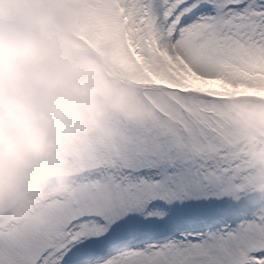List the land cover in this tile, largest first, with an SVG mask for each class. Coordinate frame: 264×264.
<instances>
[{"label":"snow or ice","instance_id":"snow-or-ice-1","mask_svg":"<svg viewBox=\"0 0 264 264\" xmlns=\"http://www.w3.org/2000/svg\"><path fill=\"white\" fill-rule=\"evenodd\" d=\"M46 7L70 26L106 37L123 54L166 53L197 79L245 89L249 100L264 105V95H257L264 85V0H46ZM126 79L163 109L161 125H178L215 149L211 159L193 158L200 206L167 207L191 195L175 190L170 179L125 186L103 177L107 161L126 153L162 169H174L187 155L170 139L137 132L145 138L98 149L72 175L70 187L50 195L29 221H0V264H264V169L233 157L232 126L221 107L228 97L195 85L159 88L132 72ZM133 197L138 206H128ZM117 206L120 215L140 211L149 218L121 226L112 212ZM177 226L199 230V241L141 242Z\"/></svg>","mask_w":264,"mask_h":264},{"label":"clouds","instance_id":"clouds-1","mask_svg":"<svg viewBox=\"0 0 264 264\" xmlns=\"http://www.w3.org/2000/svg\"><path fill=\"white\" fill-rule=\"evenodd\" d=\"M124 55L134 70L78 46L46 0H0V218L25 219L46 188H67L72 163L115 136L113 112L136 118L125 111L128 72L159 88H208L225 104L249 100L166 53ZM242 153L264 168V146L249 140Z\"/></svg>","mask_w":264,"mask_h":264},{"label":"rangeland","instance_id":"rangeland-1","mask_svg":"<svg viewBox=\"0 0 264 264\" xmlns=\"http://www.w3.org/2000/svg\"><path fill=\"white\" fill-rule=\"evenodd\" d=\"M58 20L78 46L89 49L101 57L110 55L113 59L119 60L121 64L125 65L129 71L134 70L125 55L109 45L106 37L92 35L85 30L76 29L64 21ZM129 84L125 91V111L135 113L136 118L129 119L120 113L113 112L110 117V128L115 133V136L111 139L105 138L101 142H98L94 150L87 153L82 160L77 163H72L69 170L70 181L72 175L83 167L98 149L115 150L121 145L130 144L137 139L145 138L143 136L138 137L135 133L151 131L154 137L172 140L175 151L187 154L179 156L174 169L154 168L137 155L126 153L120 158L107 161L109 166L102 173L103 177L109 181L124 184L125 186L130 182H135L140 179H170L175 190L180 193H190L191 195L183 200H174L171 205H167L166 201H153L150 203L165 204L169 208L184 207L196 209L200 206V202L195 195L199 188V168L193 158L207 157L211 159L216 154L215 149L210 145L201 144L194 139L188 138L187 131L181 129L178 125H161V113L163 109L151 101L146 102L137 88ZM257 95H264V92L257 93ZM221 107L231 122L232 131L228 137V147L234 158L240 159L244 157L242 149L245 148L249 140L264 146V105L251 100H245L224 104ZM119 118H121L120 122ZM112 122L115 123V126L111 124ZM256 167L260 168L258 166ZM69 187L70 184L65 189H59L56 185H52L45 189V198L39 202L38 206L33 209L28 217L22 220L4 217L0 218V221L27 222L32 218L33 213L39 208L41 203L47 200L50 195L66 191ZM138 199V197L130 198L127 201L128 206H138ZM151 211L159 212L161 209L152 208ZM112 212L114 215L119 216L118 222H122L121 226L140 224L143 220L149 218L146 213L140 211H132L120 215L119 206L113 208ZM204 231L207 230L205 229ZM199 238V230H194L192 227L177 226L171 231L162 232L155 237H147L141 242L151 244L172 243L176 241L196 243L199 241Z\"/></svg>","mask_w":264,"mask_h":264}]
</instances>
